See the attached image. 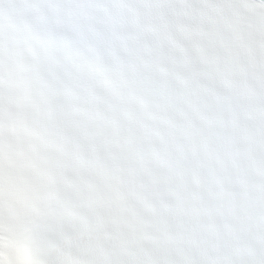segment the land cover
<instances>
[{
  "label": "snow or ice",
  "instance_id": "1",
  "mask_svg": "<svg viewBox=\"0 0 264 264\" xmlns=\"http://www.w3.org/2000/svg\"><path fill=\"white\" fill-rule=\"evenodd\" d=\"M0 264H264V0H0Z\"/></svg>",
  "mask_w": 264,
  "mask_h": 264
}]
</instances>
